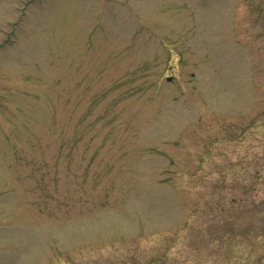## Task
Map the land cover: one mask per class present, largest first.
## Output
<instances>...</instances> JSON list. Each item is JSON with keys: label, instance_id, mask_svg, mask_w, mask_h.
I'll list each match as a JSON object with an SVG mask.
<instances>
[{"label": "rangeland", "instance_id": "374dc122", "mask_svg": "<svg viewBox=\"0 0 264 264\" xmlns=\"http://www.w3.org/2000/svg\"><path fill=\"white\" fill-rule=\"evenodd\" d=\"M0 264H264V0H0Z\"/></svg>", "mask_w": 264, "mask_h": 264}, {"label": "trees", "instance_id": "16d2710c", "mask_svg": "<svg viewBox=\"0 0 264 264\" xmlns=\"http://www.w3.org/2000/svg\"><path fill=\"white\" fill-rule=\"evenodd\" d=\"M232 202L233 199H231ZM222 200H220L219 202H217V204L213 203V202H209L206 203L202 209L201 212H204L206 209H211L213 208L214 205L218 206V211H223L225 213H228L229 211H232V209L234 208V206L232 207H227L226 203H222ZM226 205V206H225ZM223 221L226 220L225 218H222ZM198 218H194V221L189 225V226H196V222H197ZM227 220L224 222V226H227L226 230L222 231L223 233V240L228 242V244L226 245H238L240 240L236 241L233 238H244L247 240L248 243H245L243 240H241L242 243H245L246 245H261V232H256L253 233L255 231L256 228L251 227L252 225H250V222L245 220V219H239L238 221H234L235 224L233 223H227ZM194 227V228H195ZM257 231V230H256Z\"/></svg>", "mask_w": 264, "mask_h": 264}, {"label": "water", "instance_id": "95a60500", "mask_svg": "<svg viewBox=\"0 0 264 264\" xmlns=\"http://www.w3.org/2000/svg\"><path fill=\"white\" fill-rule=\"evenodd\" d=\"M168 80H170V78H167Z\"/></svg>", "mask_w": 264, "mask_h": 264}]
</instances>
